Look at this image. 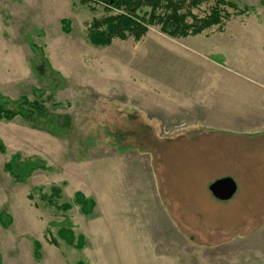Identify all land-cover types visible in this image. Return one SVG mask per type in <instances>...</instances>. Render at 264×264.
<instances>
[{"label":"rangeland","instance_id":"obj_1","mask_svg":"<svg viewBox=\"0 0 264 264\" xmlns=\"http://www.w3.org/2000/svg\"><path fill=\"white\" fill-rule=\"evenodd\" d=\"M215 8L222 23L199 34L152 25L98 45L91 34L127 13L0 0V95L44 107L0 121V264H264V4L203 0L191 13ZM14 155L42 169L17 183ZM225 177L237 192L223 202L209 185Z\"/></svg>","mask_w":264,"mask_h":264},{"label":"trees","instance_id":"obj_2","mask_svg":"<svg viewBox=\"0 0 264 264\" xmlns=\"http://www.w3.org/2000/svg\"><path fill=\"white\" fill-rule=\"evenodd\" d=\"M106 2L113 8L122 10L127 13L128 17L117 15L109 19L108 28L100 33H92L90 38L94 44H107L111 37L125 38V32L132 33L135 39L140 38L146 31V26L157 25L160 27L162 33L169 36H187L189 34L195 35L200 32L210 29L214 25L221 24V15L218 9H212L210 14L204 18H197L191 13V10L197 8L203 0H99ZM263 4H264V0ZM145 7L149 9L148 13L139 16L137 8ZM98 22V21H96ZM95 22L92 30H98L99 24ZM44 110L42 104L38 102L29 101L25 97L13 101L5 96L0 95V121H12L15 118H21L24 121L31 122L36 114ZM44 128H53L55 124L54 117H48L46 121L42 122ZM56 126V125H55ZM0 152H4V145L0 140ZM19 155H14L10 161L4 166L5 170L14 178L17 183H23L29 174L38 169H42L43 165H37L39 159L36 161H22L18 159ZM36 162V163H35ZM41 162V161H40ZM40 164V163H39ZM55 194L57 189L53 190ZM76 203L82 207L84 214H89L93 208V202L86 200L80 193L76 194ZM8 222V223H7ZM2 225L10 224V219ZM69 231L60 229L59 235L66 239V242H71ZM55 243V242H53ZM80 248V247H78Z\"/></svg>","mask_w":264,"mask_h":264},{"label":"water","instance_id":"obj_3","mask_svg":"<svg viewBox=\"0 0 264 264\" xmlns=\"http://www.w3.org/2000/svg\"><path fill=\"white\" fill-rule=\"evenodd\" d=\"M236 184L231 178H221L209 185V192L219 201H228L236 193Z\"/></svg>","mask_w":264,"mask_h":264},{"label":"crops","instance_id":"obj_4","mask_svg":"<svg viewBox=\"0 0 264 264\" xmlns=\"http://www.w3.org/2000/svg\"><path fill=\"white\" fill-rule=\"evenodd\" d=\"M242 120H243V119H242ZM253 126H257L256 129H255L253 132H256V133H257V132H258V133L264 132V119H260V124H258V125H255V124H254ZM248 132H249V131H248ZM242 160H243V159L236 157L235 161H236L237 167H238L239 163L242 164ZM238 170H239V168H237V171H238ZM257 172H258V173H261L260 169H259V170H252V174H253V175L257 174ZM251 188H252V187H251ZM251 190L257 192V191H258V188H256V187L254 188V187H253ZM236 192H237V189H236ZM235 194H236V193H235ZM235 194H234V195H235ZM223 202H224V201H223Z\"/></svg>","mask_w":264,"mask_h":264}]
</instances>
